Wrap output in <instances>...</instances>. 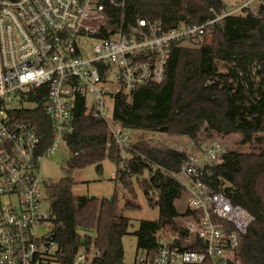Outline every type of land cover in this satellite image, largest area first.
<instances>
[{
  "label": "trees",
  "instance_id": "1",
  "mask_svg": "<svg viewBox=\"0 0 264 264\" xmlns=\"http://www.w3.org/2000/svg\"><path fill=\"white\" fill-rule=\"evenodd\" d=\"M113 2H106L108 25L126 33L137 28L140 20L166 32L202 25L227 13L223 0ZM242 11L222 18L210 34V43L205 44V39L197 49L175 46L165 80L117 95L112 119L125 131L192 140L202 132L208 139L238 133L244 144L257 146V153H224L205 181L255 218L249 234L241 239L238 255L242 264H264V4L255 11ZM219 62L226 65V74L219 71ZM45 101V90L38 91L29 100L34 107L22 112L41 138L40 153L54 138ZM65 139L69 152L65 177L46 185L56 264H76L81 253L92 255L82 264L123 263V238L129 234L131 220L120 209H140L138 188L149 206L159 209L158 220L142 221L134 233L138 248L153 261L158 252L156 234L162 229L179 232L177 219L190 215L189 210L181 213L177 208L184 191L170 174L181 168L187 154L140 142L125 151L130 158H123L107 122L86 115L83 98L76 101L73 131ZM107 157L116 166L113 198L76 195L74 172L93 166L102 173ZM119 193L124 194L123 208Z\"/></svg>",
  "mask_w": 264,
  "mask_h": 264
},
{
  "label": "built area",
  "instance_id": "2",
  "mask_svg": "<svg viewBox=\"0 0 264 264\" xmlns=\"http://www.w3.org/2000/svg\"><path fill=\"white\" fill-rule=\"evenodd\" d=\"M107 1L114 3L0 0V264L56 263L53 216L43 207L50 182L42 179L41 163L55 155L61 143L67 147L78 99L85 100L87 116L115 125L116 146L129 147L125 130L107 118L109 103L114 107L117 95L162 83L175 46L200 47L222 18L257 1L264 4L248 0L202 25L166 32L140 20L126 33L109 27ZM41 90L54 132L53 143L43 153L41 138L22 115L34 107L29 100ZM223 154L221 146L212 143L170 173L183 188L190 215L179 224V232L162 229L156 234L153 261L145 253L135 264H242L241 239L255 218L205 181ZM40 229L49 233L40 237ZM88 259L81 253L76 264Z\"/></svg>",
  "mask_w": 264,
  "mask_h": 264
},
{
  "label": "rangeland",
  "instance_id": "3",
  "mask_svg": "<svg viewBox=\"0 0 264 264\" xmlns=\"http://www.w3.org/2000/svg\"><path fill=\"white\" fill-rule=\"evenodd\" d=\"M244 0H223L226 7V12L230 13L241 7ZM261 5L259 1L251 3L248 9L250 11H255L258 6ZM235 14H243V11L237 12ZM212 36L208 35L205 44L210 43ZM199 47H196L197 49ZM219 71L226 74L228 69L223 62H219ZM107 118L112 121L113 116V105L112 102L109 103L108 110L106 112ZM110 133L112 134L115 125L113 123H107ZM125 133L130 138V146L126 148H119L123 158H130L125 151L130 150L131 147L137 146L140 142L147 143L152 147L159 149H174L181 152H185L188 155L197 154L203 148L209 146L212 143H217L221 146L223 153L234 151L242 154L257 153V146H252L248 143H243V136L241 134H232L229 136H214V138L208 139L205 132L198 135L196 140H192L188 137L174 136L164 133H151L146 131H125ZM117 148V147H116ZM117 148V149H118ZM68 149L64 143L58 146V150L55 155L47 157L41 163V174L43 181L56 183L65 177L64 166L68 159ZM116 173V166L111 161L109 157L103 162V172L98 173L95 167L91 166L83 170H78L74 172V179L77 182L75 188V194L79 196H92L99 198H113L115 192V184L111 179V175ZM116 179V177H115ZM138 204L141 206L139 210L133 211H120L124 216L131 220L129 234L123 238V246L125 251L124 261L121 264H135L138 257L145 254L142 249L138 248V240L134 233L139 230L142 221H156L159 218L158 207H150L147 199L145 198L142 190L138 188ZM47 196V194H46ZM124 194L119 193V206L124 207ZM45 210H49L48 196L47 201L43 204ZM177 208L181 213L188 210L185 194L182 199L177 202ZM185 216H180L177 219V223L183 225V219ZM168 230V229H165ZM47 229H40L37 232L38 236H44L48 234ZM92 259V255H89L88 261ZM56 264V263H53Z\"/></svg>",
  "mask_w": 264,
  "mask_h": 264
},
{
  "label": "crops",
  "instance_id": "4",
  "mask_svg": "<svg viewBox=\"0 0 264 264\" xmlns=\"http://www.w3.org/2000/svg\"><path fill=\"white\" fill-rule=\"evenodd\" d=\"M246 1H248V0H244L243 3L246 2Z\"/></svg>",
  "mask_w": 264,
  "mask_h": 264
}]
</instances>
